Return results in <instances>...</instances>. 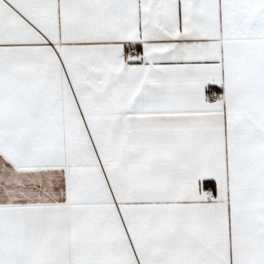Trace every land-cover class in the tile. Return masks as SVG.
<instances>
[{
    "label": "snow or ice",
    "instance_id": "6c2138e0",
    "mask_svg": "<svg viewBox=\"0 0 264 264\" xmlns=\"http://www.w3.org/2000/svg\"><path fill=\"white\" fill-rule=\"evenodd\" d=\"M0 264H264V0H0Z\"/></svg>",
    "mask_w": 264,
    "mask_h": 264
}]
</instances>
